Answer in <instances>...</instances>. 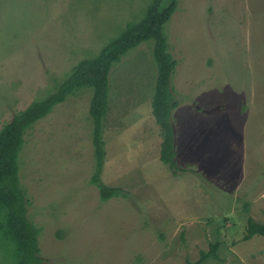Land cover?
Listing matches in <instances>:
<instances>
[{
    "label": "rangeland",
    "instance_id": "obj_1",
    "mask_svg": "<svg viewBox=\"0 0 264 264\" xmlns=\"http://www.w3.org/2000/svg\"><path fill=\"white\" fill-rule=\"evenodd\" d=\"M152 0H0V130L55 92L73 66L97 56ZM176 61L170 78L175 167L160 159L151 113L154 40L108 75L99 180L93 89L82 87L23 135L18 176L38 260L19 257L0 230V264H264V0H177L163 26Z\"/></svg>",
    "mask_w": 264,
    "mask_h": 264
},
{
    "label": "trees",
    "instance_id": "obj_2",
    "mask_svg": "<svg viewBox=\"0 0 264 264\" xmlns=\"http://www.w3.org/2000/svg\"><path fill=\"white\" fill-rule=\"evenodd\" d=\"M177 8V0H152L147 6L144 18L138 24L128 25L119 38L102 48L90 59H83L73 66L68 77L55 92L41 101L34 102L15 115L0 130V230L16 245L19 257L30 254L38 260L37 233L27 217L26 191L18 176V155L23 147V135L36 121L45 117L52 108L82 87L93 89L89 104V116L93 123V143L96 156V172L92 183L99 190L102 201L120 194V189L110 187L99 180L103 162V121L107 112L108 75L112 67L132 48L148 39L154 40L153 57L157 64L151 113L161 129L160 161L169 168L175 167L174 134L171 123L172 110L177 106L170 86V78L176 61L167 51L163 26ZM254 235L264 237V222L247 219L246 239ZM217 244H210L207 251L201 250L198 258L186 264H204L209 258H216Z\"/></svg>",
    "mask_w": 264,
    "mask_h": 264
}]
</instances>
